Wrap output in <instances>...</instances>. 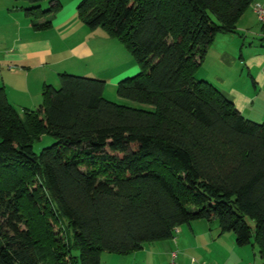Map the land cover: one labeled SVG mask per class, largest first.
Here are the masks:
<instances>
[{
    "label": "trees",
    "instance_id": "1",
    "mask_svg": "<svg viewBox=\"0 0 264 264\" xmlns=\"http://www.w3.org/2000/svg\"><path fill=\"white\" fill-rule=\"evenodd\" d=\"M16 1L40 31L61 8ZM253 2L78 0L82 23L121 43L139 72L117 84L119 103L104 81L67 73L35 110L19 112L0 88V264H101L195 221L264 260V123L197 77ZM45 135L54 142L35 154Z\"/></svg>",
    "mask_w": 264,
    "mask_h": 264
},
{
    "label": "crops",
    "instance_id": "2",
    "mask_svg": "<svg viewBox=\"0 0 264 264\" xmlns=\"http://www.w3.org/2000/svg\"><path fill=\"white\" fill-rule=\"evenodd\" d=\"M255 3L264 9V0ZM77 4V0H61L50 28L40 31L25 16L26 3L0 0V88L19 112L35 110L42 102L43 87L56 88L62 73L88 74L104 81V92L109 88L112 94L120 81L139 71L136 61L116 40L82 23ZM252 5L239 18L234 33L216 36L197 77L219 89L246 119L264 123V25ZM198 223L177 228L179 236L173 238L172 250L161 254L158 264H168L173 251L177 264H264L254 248L250 251L234 242L225 247L219 243L220 236L215 238ZM138 253L123 256L133 255L139 264L143 257Z\"/></svg>",
    "mask_w": 264,
    "mask_h": 264
},
{
    "label": "rangeland",
    "instance_id": "3",
    "mask_svg": "<svg viewBox=\"0 0 264 264\" xmlns=\"http://www.w3.org/2000/svg\"><path fill=\"white\" fill-rule=\"evenodd\" d=\"M46 7H47L46 3H43L42 9H46ZM97 29H99V28H97ZM113 40H115V39H113ZM119 44L123 47V45L121 43H119ZM77 73H79V72H77ZM71 75H73V74H71ZM74 75L80 76V77H87L88 76V74H84L83 72H81V74H74ZM104 97L109 101H111L112 99H115L116 103H119L121 101L116 96V89L111 94V90H109V88H106V91L104 92ZM124 102L129 104V105H132V107L138 106V104L130 103L126 100H124ZM53 142H54V139H52L51 137L46 136V135L42 136L39 141H36L33 144L34 153L35 154L40 153V151L43 148L50 146ZM56 223L57 224L53 226L54 232L57 233L59 237L64 236V230L66 229L65 225H64L65 224L64 221L61 219H57ZM198 224H202L206 228V231L207 230L211 231L213 233L212 236H214L215 238L219 237V229L217 227L216 222L208 224L204 221H199ZM184 228H186V227H184ZM178 236H179V234L176 231L173 235V238L174 239L178 238ZM219 238H220L219 243L225 245V247H228L229 245L233 244V242H234V236L232 233H225V234L221 235ZM172 248H173V239L161 241V242L147 243L143 246L142 250H139L140 253H138V255H137L140 259L143 257V259L140 260L139 264H158V262H159L158 260H159L160 255L169 253L172 250ZM246 248H248L251 251V247H246ZM253 250H254V253L258 256L257 249L254 248ZM133 257H134L133 255H131L130 257H127V256H123V255L108 254V253L103 252L101 254V257H100V262H101V264H122V263H128V262H133V263L135 262V264H136L137 261L134 260ZM125 258H127V259H125ZM155 260L157 261V263ZM230 264H233V263L231 262Z\"/></svg>",
    "mask_w": 264,
    "mask_h": 264
},
{
    "label": "built area",
    "instance_id": "4",
    "mask_svg": "<svg viewBox=\"0 0 264 264\" xmlns=\"http://www.w3.org/2000/svg\"><path fill=\"white\" fill-rule=\"evenodd\" d=\"M252 10H253L254 14L256 15L258 21L264 25V9H263V7L260 4L255 3L252 5ZM176 258H177V252L176 251L171 252L169 255L168 264H177Z\"/></svg>",
    "mask_w": 264,
    "mask_h": 264
}]
</instances>
